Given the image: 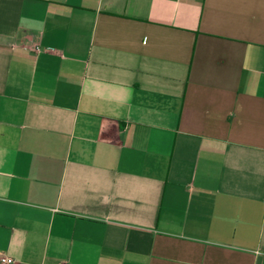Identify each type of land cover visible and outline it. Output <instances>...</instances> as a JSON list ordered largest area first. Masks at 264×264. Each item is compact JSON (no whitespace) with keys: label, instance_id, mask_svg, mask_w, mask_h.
Instances as JSON below:
<instances>
[{"label":"crops","instance_id":"0c3cea01","mask_svg":"<svg viewBox=\"0 0 264 264\" xmlns=\"http://www.w3.org/2000/svg\"><path fill=\"white\" fill-rule=\"evenodd\" d=\"M0 253L264 264V0H0Z\"/></svg>","mask_w":264,"mask_h":264},{"label":"built area","instance_id":"2783aa9c","mask_svg":"<svg viewBox=\"0 0 264 264\" xmlns=\"http://www.w3.org/2000/svg\"><path fill=\"white\" fill-rule=\"evenodd\" d=\"M31 50L36 53H40L42 51V48L39 45H35L31 47ZM0 263L1 264H15V261L9 256L4 255L3 253H0ZM59 264H63V263H59Z\"/></svg>","mask_w":264,"mask_h":264}]
</instances>
